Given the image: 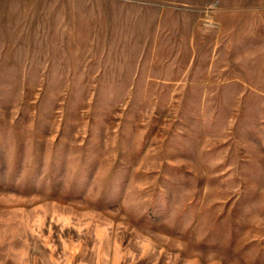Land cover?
Listing matches in <instances>:
<instances>
[{
  "label": "rangeland",
  "instance_id": "obj_1",
  "mask_svg": "<svg viewBox=\"0 0 264 264\" xmlns=\"http://www.w3.org/2000/svg\"><path fill=\"white\" fill-rule=\"evenodd\" d=\"M0 264H264V0H0Z\"/></svg>",
  "mask_w": 264,
  "mask_h": 264
}]
</instances>
